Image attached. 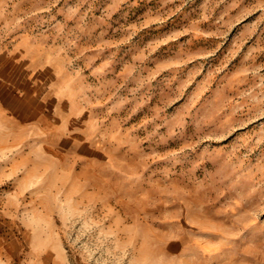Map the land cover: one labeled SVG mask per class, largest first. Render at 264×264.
Returning a JSON list of instances; mask_svg holds the SVG:
<instances>
[{
    "label": "rangeland",
    "instance_id": "rangeland-1",
    "mask_svg": "<svg viewBox=\"0 0 264 264\" xmlns=\"http://www.w3.org/2000/svg\"><path fill=\"white\" fill-rule=\"evenodd\" d=\"M0 79V264H264V0H0Z\"/></svg>",
    "mask_w": 264,
    "mask_h": 264
},
{
    "label": "crops",
    "instance_id": "crops-1",
    "mask_svg": "<svg viewBox=\"0 0 264 264\" xmlns=\"http://www.w3.org/2000/svg\"><path fill=\"white\" fill-rule=\"evenodd\" d=\"M15 67L18 68V70H20V71L22 70V72H24L23 76H20V78L22 79L24 77L26 79L24 82V91H25V96L30 99L32 94H33L32 90L30 89V88H33V86H32L33 84L31 82L35 81L36 77L45 78V76L49 72V70L46 67L43 69H35V67H32V65H30V64H24L22 66H15ZM21 67H23V69H21ZM29 73L31 74L30 76H25V74L28 75ZM4 80L5 79H0V108L5 109L3 107H7L6 109L11 110V112H13V113H16L17 111H21L22 108L21 109L16 108L14 102L13 103L10 101L6 102L4 100L5 99L4 94L6 93L5 89L8 88L7 85H10V83H12V80H8L7 81L8 83H5ZM30 80H32V81L30 82ZM60 102H62V101H60Z\"/></svg>",
    "mask_w": 264,
    "mask_h": 264
}]
</instances>
